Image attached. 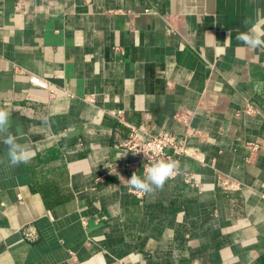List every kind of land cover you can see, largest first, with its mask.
I'll return each instance as SVG.
<instances>
[{"label": "crops", "instance_id": "0c3cea01", "mask_svg": "<svg viewBox=\"0 0 264 264\" xmlns=\"http://www.w3.org/2000/svg\"><path fill=\"white\" fill-rule=\"evenodd\" d=\"M253 25L264 0H0V107L34 152L0 164V264H264V48L235 38ZM145 121L188 154L138 196L118 177L145 174L122 168Z\"/></svg>", "mask_w": 264, "mask_h": 264}, {"label": "clouds", "instance_id": "9594fccd", "mask_svg": "<svg viewBox=\"0 0 264 264\" xmlns=\"http://www.w3.org/2000/svg\"><path fill=\"white\" fill-rule=\"evenodd\" d=\"M250 23V18H245L243 21L245 26ZM230 38L231 34L229 33L228 39ZM235 38L249 49L264 48V33L258 32L254 25L246 31H238ZM11 116L12 114L8 109L0 107V143L6 147L4 156L0 157V164L7 168H16L21 164L29 163L34 152L28 144L18 142L22 136V131L19 128L15 133L11 131ZM44 123H48V121L45 120ZM126 155L127 153L122 156ZM178 168V162L175 160H158L146 166L143 177L137 175V172H133L130 178L126 179L123 176L118 178L130 190L142 195H152L163 189L165 183L176 174Z\"/></svg>", "mask_w": 264, "mask_h": 264}, {"label": "built area", "instance_id": "2783aa9c", "mask_svg": "<svg viewBox=\"0 0 264 264\" xmlns=\"http://www.w3.org/2000/svg\"><path fill=\"white\" fill-rule=\"evenodd\" d=\"M122 113L123 111H117L116 115L121 119ZM122 145L129 152L135 154L134 159H129L124 162L122 165L123 169L127 171L142 170L145 173V168L150 163L158 160L172 159L178 162L179 168L176 174L170 179L177 177L182 172L180 161L183 156L188 154L186 145L179 141L177 135L170 131L155 134L151 130L148 121L140 125H132L131 131ZM222 184L228 189L239 187V183L228 178L223 179ZM135 193L138 196H142L140 193ZM24 233L28 240H34L37 236L36 230L30 227L25 229Z\"/></svg>", "mask_w": 264, "mask_h": 264}]
</instances>
